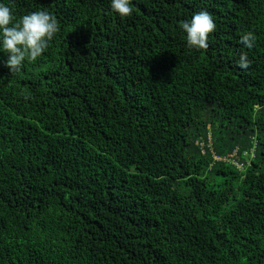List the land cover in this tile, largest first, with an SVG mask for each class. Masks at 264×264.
<instances>
[{
    "label": "trees",
    "instance_id": "1",
    "mask_svg": "<svg viewBox=\"0 0 264 264\" xmlns=\"http://www.w3.org/2000/svg\"><path fill=\"white\" fill-rule=\"evenodd\" d=\"M131 2L0 0L58 23L0 54V264H264V0Z\"/></svg>",
    "mask_w": 264,
    "mask_h": 264
},
{
    "label": "clouds",
    "instance_id": "2",
    "mask_svg": "<svg viewBox=\"0 0 264 264\" xmlns=\"http://www.w3.org/2000/svg\"><path fill=\"white\" fill-rule=\"evenodd\" d=\"M108 8L121 18L128 17L133 11L131 0H108ZM179 28L187 48L202 50L208 46V34L215 29V23L212 15L201 9L182 20ZM57 32V20L49 12L35 10L14 19L10 8L0 3V54L6 57L3 64L9 73L19 71L23 62L41 56ZM238 42L244 49L252 48L255 36L250 31H244L239 35ZM238 63L241 68L248 66L246 53H240ZM231 157L232 154L228 155V159ZM213 159L225 160L217 157ZM236 168H241V164H236Z\"/></svg>",
    "mask_w": 264,
    "mask_h": 264
}]
</instances>
